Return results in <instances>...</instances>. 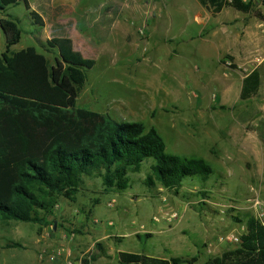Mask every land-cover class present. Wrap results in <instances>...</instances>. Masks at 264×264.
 Masks as SVG:
<instances>
[{
  "label": "rangeland",
  "instance_id": "rangeland-1",
  "mask_svg": "<svg viewBox=\"0 0 264 264\" xmlns=\"http://www.w3.org/2000/svg\"><path fill=\"white\" fill-rule=\"evenodd\" d=\"M28 1L43 27L23 3L0 10V18L16 20L21 30L11 50L33 46L51 65L58 52L46 39L81 35L79 51L95 62L85 70L75 105L154 127L167 152L201 157L212 173L205 181L184 177L178 194L158 181L146 185L151 157L128 173L124 190H105L99 176H84L75 201L61 197L41 231L33 222L0 221V243L6 241L0 264H47L40 252L64 240L68 246L84 240L69 255L77 264L96 242L104 255L91 264H118V251L197 255L193 264H200L234 249L238 243L218 237L244 232L247 215H254L249 200H264V0H251L249 13L226 0L216 16L198 0ZM4 50L0 32V54ZM256 67L258 93L240 100L242 78ZM169 211L178 216L169 219ZM11 242L19 246L8 247Z\"/></svg>",
  "mask_w": 264,
  "mask_h": 264
},
{
  "label": "trees",
  "instance_id": "trees-1",
  "mask_svg": "<svg viewBox=\"0 0 264 264\" xmlns=\"http://www.w3.org/2000/svg\"><path fill=\"white\" fill-rule=\"evenodd\" d=\"M198 1L211 16L220 13L226 3ZM229 1L242 13L252 9L251 0ZM18 3H23L34 24L44 26L43 17L28 0H0V10ZM0 32L5 39L0 54V221L33 222L41 231L51 223L48 216L61 197L75 201L84 176H99L105 190H124L129 186L128 173L138 172L147 157L155 162L145 177L146 185L158 181L178 194L184 177L208 179L212 167L203 158L167 152L154 127L146 128L140 121H117L75 105L86 80L85 70L95 61L75 49L70 37L46 39L48 48L58 50L50 65L33 46L11 50L21 36L16 20L1 17ZM260 84L256 67L242 78L239 99L256 95ZM97 202V198L92 200V204ZM239 239L234 249L200 264H264V225L255 216L247 215ZM103 255L102 244L96 242L79 264H91ZM116 258L118 264H193L198 260L197 255L165 258L130 251H118Z\"/></svg>",
  "mask_w": 264,
  "mask_h": 264
},
{
  "label": "built area",
  "instance_id": "built-area-1",
  "mask_svg": "<svg viewBox=\"0 0 264 264\" xmlns=\"http://www.w3.org/2000/svg\"><path fill=\"white\" fill-rule=\"evenodd\" d=\"M111 204V202H110ZM249 207L254 209V215L264 225V200L258 195L253 196L249 200ZM223 211V208H220ZM165 216L170 218H176L178 213L176 211H169L164 213ZM153 220H158V215H153ZM219 241H231L239 243L240 239L238 235L227 234L218 237ZM39 259L47 260V264H77L76 261L69 257L67 248L63 244H53L47 249H43L39 254Z\"/></svg>",
  "mask_w": 264,
  "mask_h": 264
},
{
  "label": "crops",
  "instance_id": "crops-1",
  "mask_svg": "<svg viewBox=\"0 0 264 264\" xmlns=\"http://www.w3.org/2000/svg\"><path fill=\"white\" fill-rule=\"evenodd\" d=\"M29 2V1H28ZM30 4V3H29ZM55 9H59L60 10V17H63L62 16V8L61 7H57V8H55ZM64 19V18H63ZM63 36H68V37H71L72 38V40H73V43H74V47H76L78 50H81L80 48H79V46H77V44L80 42V40H84V38L81 36V35H79V34H76V33H72V34H70V33H64L63 34ZM160 218V217H159ZM158 218V219H159ZM155 223L154 224H152V227L153 228H157V227H155ZM85 242H84V240L83 239H81L80 240V242H77V243H73L71 246L69 245H66V244H68V241H67V243H66V240H64L63 242H62V244L67 248V251H68V254L69 255H71L72 253L73 254H75V251H76V249L80 246V245H83ZM6 245V241L5 242H3V243H0V248L2 247V246H5ZM3 249V248H2Z\"/></svg>",
  "mask_w": 264,
  "mask_h": 264
},
{
  "label": "water",
  "instance_id": "water-1",
  "mask_svg": "<svg viewBox=\"0 0 264 264\" xmlns=\"http://www.w3.org/2000/svg\"><path fill=\"white\" fill-rule=\"evenodd\" d=\"M58 51V50H57Z\"/></svg>",
  "mask_w": 264,
  "mask_h": 264
}]
</instances>
